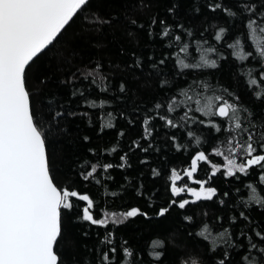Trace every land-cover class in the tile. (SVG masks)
<instances>
[{"label":"trees","instance_id":"trees-1","mask_svg":"<svg viewBox=\"0 0 264 264\" xmlns=\"http://www.w3.org/2000/svg\"><path fill=\"white\" fill-rule=\"evenodd\" d=\"M208 2L90 0L87 10L78 13L53 44L26 67L25 86L38 126L45 135L49 170L54 184L58 188L88 194L94 200L92 211L97 218H101L103 213L120 214L131 207H139L148 213L147 217L129 218L120 225L110 223L105 229L78 218L82 207L86 206L84 202H79L80 208L72 213L62 210V234L54 249L60 264H87L89 260L94 261L95 246L106 231L115 234L117 244L127 241V246L137 253L133 259L138 258L142 264H215L225 245L219 244L215 251L210 250L211 241L198 235L205 227L213 236L228 228L233 239L242 230L250 234L253 228L264 231V207L254 202L248 203L252 195V189L247 187L249 184L256 188L258 196L264 197V185L259 184L258 171L255 169L248 176L238 174L239 179L217 174L211 186L217 187L220 195L213 201H200L183 210L172 206L165 216L156 215L161 207H168L172 199H191L187 193L180 197L171 196L169 177L172 169L181 174L188 168L195 151H205L211 163L222 165L224 162L223 157H217L212 152L214 147L224 150V133H216L204 125H191L189 129L201 138L200 146L195 145L194 138L187 136L186 130L165 128L159 119L155 121V131L150 141L142 139L141 120L148 110L179 88L187 87L183 78L175 76L177 70L173 67L174 58L166 60L159 71L152 68L153 63L174 49L164 46L166 41L162 42L158 38L160 24L153 26L151 21L154 18L158 22L163 20L177 34H182L177 25H183L184 29L191 31V37L184 36V41L190 46V62L199 59L200 53L195 42L207 40L209 44H215L213 36L217 28L229 29L226 42H231L244 31L238 19H228L220 12H210L205 7ZM224 2L233 4V0ZM174 4L175 10L169 12L168 9ZM196 8H199L198 12ZM97 18L107 23H99ZM132 20L136 24H132ZM150 28L153 32L151 36ZM217 47L227 59L220 60L216 69L204 68L196 72L185 70L190 73L186 77L187 81L196 78L208 81L217 89L228 88L259 119L264 113V104L256 99L253 90L247 87L245 78L239 75L241 65L230 55V50L219 45ZM137 61L139 67L136 66ZM97 65L100 66V75L107 79L93 84L91 77L86 80L84 76ZM244 66L252 68L254 73L260 70L256 60H249ZM164 79L172 83L161 90L160 81ZM121 84L125 87L123 93L120 92ZM104 85L108 86L107 93L100 91ZM76 89L84 91L88 99L96 100L97 103L100 100L108 101L104 112L112 113L113 128L101 131L102 121L98 118L100 110L89 108L78 95L74 96ZM51 110L75 115L66 114L53 121ZM85 112L87 116L80 115ZM121 113L124 117H121ZM125 117L133 123L130 124ZM121 131L125 135L118 137ZM172 136L176 137L175 142L170 139ZM84 137H88V140ZM132 141L139 143L141 148H147L151 143L152 148L145 153L132 147ZM177 143L182 146L180 150L175 147ZM116 145L120 150L110 155L108 150ZM124 153L128 154L127 161L131 166L110 169L108 174L111 180H102L101 185H96L80 178L79 174L86 171L91 163L101 160L118 164L121 163L119 157ZM142 160L147 163L142 164ZM211 163L201 162L192 181L183 177L177 186L187 184L189 187H198L194 180L207 179ZM154 169L160 173L159 176H153ZM138 189L144 193L143 196L137 194ZM112 192L118 195L111 196ZM224 192H228L229 196L225 198V205L221 206L218 200L223 198ZM240 212H245L248 219H239ZM186 216H191L192 221H186ZM232 216L238 217L234 225L229 220ZM217 217L223 219L218 221ZM154 241L162 242V247L155 249L163 253L159 261L151 255ZM237 242L244 244V237H240ZM229 251L239 261L245 249ZM241 264L245 262L241 261Z\"/></svg>","mask_w":264,"mask_h":264},{"label":"snow or ice","instance_id":"snow-or-ice-1","mask_svg":"<svg viewBox=\"0 0 264 264\" xmlns=\"http://www.w3.org/2000/svg\"><path fill=\"white\" fill-rule=\"evenodd\" d=\"M89 5L90 0H0V264H60L54 249L62 234V210L72 213L80 208L79 202H86V206L82 207L78 218L105 229L110 223L120 225L129 218L148 216L139 207H131L119 215L116 212L103 213L101 218H97L92 211L95 207L94 200L88 194L58 188L50 175L45 135L31 108L30 94L25 86L26 67L38 54H42L52 45L70 21L78 13L86 11ZM205 7L212 13L220 12L228 19H238L244 31L231 42H226L229 29L217 28L213 36L215 44H209L207 40L195 42L200 55L198 60L190 62V46L184 41V36L191 37V31L184 29L183 25H177L182 33L177 34L163 20L158 22L154 18L151 21L153 26L160 24L158 38L162 42L166 41L164 46L174 49L169 55L153 63L152 68L159 71L166 60L174 58L173 67L177 70L175 76L183 78L187 87L179 88L166 100L156 102L148 110L141 120L142 139L150 141L155 131V121L159 119L163 121L165 128L186 130L187 136L194 138L195 145L200 146L201 138L189 129L191 125H204L214 129L216 133H224V150L221 147L212 149L213 154L223 157L224 162L222 165L211 163L205 151H195L190 158V167L184 170V176L192 180L201 162L211 163L207 179L194 180L198 187H189L187 184L177 186V182L183 177L172 169L169 177L171 196L180 197L187 193L191 199H172L168 207H161L156 213L160 217L165 216L172 206L183 210L190 204L213 201L220 195L218 188L211 186V181L217 174H222L225 178L239 179L238 174L248 176L255 169L258 171L259 184L264 185V113L257 119V114L245 107L240 97L228 88L217 89L208 81L196 78L188 82L186 77L190 73L185 72H196L204 68L216 69L220 60L227 59L217 45L226 47L241 65L239 75L245 78L247 87L253 90L256 99L264 104V0H233V4H226L224 0H209ZM175 8L174 4L168 11L173 12ZM97 19L99 23H107L106 20ZM131 23L136 24V21L132 20ZM149 35H153L151 28ZM249 60H256L260 66L258 72L254 73L252 68L244 66ZM136 66H140L139 61ZM99 68L97 65L90 70L84 79L91 77L93 84L98 80H106L107 77L100 75ZM171 83L164 79L159 86L164 90ZM100 91L107 93L108 86L100 87ZM124 91L125 87L121 84L120 92ZM73 95H78L89 108L100 110L98 118L102 121L101 131L114 127L112 113L104 112L108 101L100 100L97 103L96 100L88 99L80 89H76ZM50 114L53 121L66 114L75 115L55 110H51ZM80 115L87 116L88 113ZM120 115L124 117L123 113ZM126 119L130 124L133 123L130 118ZM124 135L123 131L118 133V137ZM84 139L88 140V137ZM170 139L175 142L176 137L172 136ZM132 147L147 153L152 144L141 148L139 143L132 141ZM175 147L180 150L182 146L177 143ZM119 150L116 145L108 152L111 155ZM127 156V153L121 155V163L118 164L97 160L79 174L80 178L85 182L101 185L102 180L112 179L108 174L110 169L131 166ZM141 163L147 161L142 160ZM159 175L154 169L153 176ZM247 187L252 189L248 203L254 202L264 207V197L258 196L256 188L251 184ZM137 194L144 195L139 189ZM110 195L117 196L118 193L112 192ZM228 196L229 193L224 192L218 203L224 206ZM184 219L191 222L193 218L186 216ZM222 219L217 217L218 221ZM239 219L248 217L245 212H240ZM229 220L234 225L238 217L232 216ZM198 235L211 241L212 251L219 244L225 245L215 264H241V261L245 264H264V231L253 228L250 234L242 230L233 239L228 228L213 236L205 227ZM240 237H244V244L237 242ZM127 244V241L117 244L115 234L106 231L95 246L94 261L89 260L87 264H142L138 258L133 259L137 257V253ZM152 247L151 255L159 261L163 253L155 249L162 247V242L154 241ZM241 248L245 252L238 261L229 249L239 252Z\"/></svg>","mask_w":264,"mask_h":264},{"label":"water","instance_id":"water-1","mask_svg":"<svg viewBox=\"0 0 264 264\" xmlns=\"http://www.w3.org/2000/svg\"><path fill=\"white\" fill-rule=\"evenodd\" d=\"M189 167H190V165H189ZM187 169V168H186ZM182 177H186V176H184V171L180 174ZM188 180L189 181H191L189 178H188ZM84 203H86V202H84Z\"/></svg>","mask_w":264,"mask_h":264},{"label":"flooded vegetation","instance_id":"flooded-vegetation-1","mask_svg":"<svg viewBox=\"0 0 264 264\" xmlns=\"http://www.w3.org/2000/svg\"><path fill=\"white\" fill-rule=\"evenodd\" d=\"M192 181V180H191ZM191 181H189V182H191Z\"/></svg>","mask_w":264,"mask_h":264},{"label":"rangeland","instance_id":"rangeland-1","mask_svg":"<svg viewBox=\"0 0 264 264\" xmlns=\"http://www.w3.org/2000/svg\"><path fill=\"white\" fill-rule=\"evenodd\" d=\"M119 215V214H118Z\"/></svg>","mask_w":264,"mask_h":264}]
</instances>
